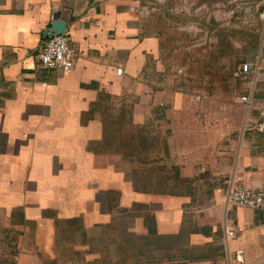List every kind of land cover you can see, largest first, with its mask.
<instances>
[{
	"label": "crops",
	"instance_id": "crops-1",
	"mask_svg": "<svg viewBox=\"0 0 264 264\" xmlns=\"http://www.w3.org/2000/svg\"><path fill=\"white\" fill-rule=\"evenodd\" d=\"M139 10L138 0H0V264H264V211L227 200L264 185L257 108L246 115L241 103L219 146L212 116L146 100L124 116V155L118 136L107 142L117 102L141 93L159 53ZM59 12L81 53L72 71L38 60Z\"/></svg>",
	"mask_w": 264,
	"mask_h": 264
},
{
	"label": "rangeland",
	"instance_id": "rangeland-1",
	"mask_svg": "<svg viewBox=\"0 0 264 264\" xmlns=\"http://www.w3.org/2000/svg\"><path fill=\"white\" fill-rule=\"evenodd\" d=\"M138 1L139 13L149 20L159 53L138 76L143 90L136 94L134 103L128 100L120 106L117 102L118 121L109 123V130L116 134L107 142L118 136V151L124 155V144L129 139L120 135L128 124L124 116L132 113V106L139 110L148 100L149 104L155 103L151 105L154 108L162 105L165 114L212 116L213 135L222 146L220 136L225 133V121L228 118L236 121L239 113L244 114L239 112L243 106L239 100L241 83L233 77V71L242 62L264 59V19L261 18L264 0ZM199 96L201 100L197 102ZM150 126L159 132V123L153 122ZM202 130L205 128L199 129ZM201 134L204 137L207 133L198 135ZM209 147L212 145L204 148ZM166 172L171 173L167 169ZM63 257L79 258L76 252L61 250L59 259Z\"/></svg>",
	"mask_w": 264,
	"mask_h": 264
},
{
	"label": "built area",
	"instance_id": "built-area-1",
	"mask_svg": "<svg viewBox=\"0 0 264 264\" xmlns=\"http://www.w3.org/2000/svg\"><path fill=\"white\" fill-rule=\"evenodd\" d=\"M264 19V15L261 16ZM81 53L79 48L73 43L71 35L63 33L47 38L41 45L38 55L39 63L47 69H62L64 71H72L77 66ZM264 71V59L259 57L255 60H248L239 64L233 71V77L241 83L245 90L244 95L239 100L246 109L247 114L258 109L260 113V121L256 130L264 133V101L256 100L257 85L259 83V75ZM122 70L117 71V75L121 76ZM201 97H197L196 101H200ZM228 202L247 207L250 209L264 211V185L259 188H243L235 187L231 189L228 195ZM227 240L236 236L233 229L227 228ZM238 258L242 256L239 251Z\"/></svg>",
	"mask_w": 264,
	"mask_h": 264
},
{
	"label": "water",
	"instance_id": "water-1",
	"mask_svg": "<svg viewBox=\"0 0 264 264\" xmlns=\"http://www.w3.org/2000/svg\"><path fill=\"white\" fill-rule=\"evenodd\" d=\"M62 13L59 12L54 15V21L51 24V27L45 32L46 38H50L54 35H61L65 32L67 22L61 19Z\"/></svg>",
	"mask_w": 264,
	"mask_h": 264
}]
</instances>
